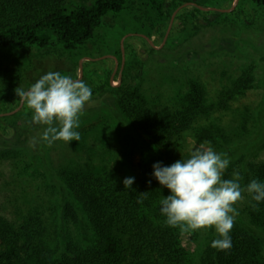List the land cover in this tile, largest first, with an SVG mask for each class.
<instances>
[{
    "label": "trees",
    "instance_id": "obj_1",
    "mask_svg": "<svg viewBox=\"0 0 264 264\" xmlns=\"http://www.w3.org/2000/svg\"><path fill=\"white\" fill-rule=\"evenodd\" d=\"M204 1L215 0H0V96L7 76L12 74L19 80L32 64L30 52L35 48L38 57L43 51L53 54L60 47L76 50L95 38L110 14L140 12L137 20L151 28L155 19L165 18L166 7L176 10L179 5L193 4L200 9ZM252 2L264 8V0ZM217 17L229 19L231 13L218 11ZM198 29L186 28L185 36L195 35ZM222 46L233 49L228 40H223ZM122 59L120 53L121 64ZM137 63L140 61L135 57L127 61L122 84L114 85L109 77L107 91L112 103L117 101V110L103 112L93 125L106 140L105 167L99 174H80L70 180L66 175L56 178L47 164L55 182L52 187L61 196V211L40 224L31 218L20 227L21 232L0 220V264H264V241L259 237L264 235V202L253 207L255 202L245 192L248 203L242 211L244 217L237 219L240 226H233L230 232V249L211 247L217 238L211 231L192 252L183 246L185 232L165 225L159 201L168 190L151 175L157 161L170 165L187 159L190 154L178 151L188 139L198 146L215 151L226 147L225 152H232L234 149L226 145L233 142V136L246 141L258 127L253 142L245 144L252 148L259 145L264 141V107L256 116L239 109L243 120L229 135L222 126L197 123L208 94L199 83L193 82L189 92L180 93L177 109L154 108L139 88L126 81ZM254 84L248 73L236 78L219 94L222 107L236 112L232 102H239ZM3 101L0 97V103ZM23 116L24 112H18L4 118L16 126ZM241 162L242 186L252 179L264 181V161ZM127 177H135L131 190L124 189ZM143 192L148 196L138 203ZM197 235L199 230L191 232L192 239Z\"/></svg>",
    "mask_w": 264,
    "mask_h": 264
},
{
    "label": "rangeland",
    "instance_id": "obj_2",
    "mask_svg": "<svg viewBox=\"0 0 264 264\" xmlns=\"http://www.w3.org/2000/svg\"><path fill=\"white\" fill-rule=\"evenodd\" d=\"M239 1H204L200 9L184 4L174 10L170 5L165 9V18L155 19L151 28L137 20L140 12L110 14L95 38L76 50L63 51L60 47L53 54L43 51L39 57L35 54L37 48L30 52L32 64L19 80L9 74L1 85L0 97L4 101L0 103V112L18 110L16 113L24 112L25 116L16 126L0 116V220L20 231L31 218L40 224L61 211V196L52 187L55 182L47 164L56 178L66 175L70 180L80 174H99L105 167L106 140L93 125L98 124L103 112L117 110V101L112 103V95L107 91V81L110 77L114 85L122 84L126 63L134 57L140 63L132 67L126 81L139 88L156 109L180 107L178 96L189 92L196 82L208 93L200 108L198 124L222 126L231 135L243 120L240 112L247 109L256 116L264 107V8L252 0ZM218 11L231 13V18H218ZM195 27L199 28L197 33L186 37L185 29ZM223 40H228L233 49L223 47ZM50 71L83 80L92 88V99L80 118L79 141L69 144L42 141L44 126L32 122L31 111L16 94L17 88L27 90ZM245 73L255 80L254 88L239 102H232L236 112L222 107L220 92ZM259 129L254 128L246 141L253 142ZM233 137V142L226 145L234 149L232 152H225L226 147L216 150L230 157L231 163L224 174V178L230 174L228 179L233 173L239 174L243 167L241 160L264 161V141L252 148L240 137ZM198 148L208 147L195 145L188 139L178 152L190 154ZM247 203L244 193L234 205L239 212L234 226H240L237 219L242 218ZM211 231L215 232L213 228L200 229L195 239L191 232H185L181 237L183 246L193 252ZM259 237L264 241V235ZM262 247L264 257V242Z\"/></svg>",
    "mask_w": 264,
    "mask_h": 264
},
{
    "label": "clouds",
    "instance_id": "obj_3",
    "mask_svg": "<svg viewBox=\"0 0 264 264\" xmlns=\"http://www.w3.org/2000/svg\"><path fill=\"white\" fill-rule=\"evenodd\" d=\"M16 94L31 111L32 122L44 126L42 141L69 144L80 140V118L93 95L92 88L83 80L50 71L27 90L17 88ZM230 163L227 153L211 147L195 149L187 159H178L170 165L155 162L151 175L161 188L168 190L159 201L165 225L183 232L213 228L217 238L210 246L221 251L230 249V232L239 215L234 205L245 192L255 202L253 207L264 202V181L252 179L242 186L238 173L224 179ZM134 181L135 177L125 178L124 189L131 190ZM147 196L148 192L139 193L137 202L142 203Z\"/></svg>",
    "mask_w": 264,
    "mask_h": 264
},
{
    "label": "water",
    "instance_id": "obj_4",
    "mask_svg": "<svg viewBox=\"0 0 264 264\" xmlns=\"http://www.w3.org/2000/svg\"><path fill=\"white\" fill-rule=\"evenodd\" d=\"M239 1V0H238ZM191 5H193V4H191ZM202 8V7H201ZM113 80V79H112ZM18 110H15V111H13V112H8V113H1L0 114V116H5V115H11V114H14V113H16Z\"/></svg>",
    "mask_w": 264,
    "mask_h": 264
}]
</instances>
